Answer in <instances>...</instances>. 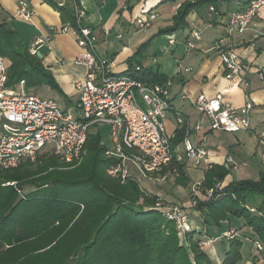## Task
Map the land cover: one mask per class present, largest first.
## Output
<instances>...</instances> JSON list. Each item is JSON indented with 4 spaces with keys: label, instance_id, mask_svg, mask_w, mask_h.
Listing matches in <instances>:
<instances>
[{
    "label": "trees",
    "instance_id": "obj_1",
    "mask_svg": "<svg viewBox=\"0 0 264 264\" xmlns=\"http://www.w3.org/2000/svg\"><path fill=\"white\" fill-rule=\"evenodd\" d=\"M218 1L186 0L172 25L159 29L141 47L185 30L194 11L211 5L216 8ZM70 2L55 7L63 25L69 23L77 29L75 8L80 7V1ZM29 49L11 23L0 21V54L8 61L7 87L15 89L22 82L27 89L47 85L68 99L43 65V58L32 55ZM128 62L129 70L130 58ZM136 78L154 84L167 80L152 68ZM182 138L183 133L178 132L174 144ZM107 148L99 130L89 134L83 162L78 166L62 162L64 169L43 168L33 176L20 173L21 178L16 173L34 164L24 162L16 169L0 172V264H213L195 239L202 234L188 231L181 237L165 210L153 209L161 197L143 189L139 182L121 184L107 174L114 163L105 155ZM43 157L37 162L60 165L57 156ZM186 166L174 160L160 175L170 173L176 186L187 188L190 178ZM229 175L231 170L225 165L209 164L201 192L206 195L213 189L214 193L208 200L198 199L196 210L203 214L206 229L220 228L230 220L237 227L251 229L250 235L226 238L229 247L222 264H239L244 241L252 244L250 239L257 238L264 244V171L258 180H233L223 185ZM26 186L35 189L25 194ZM205 235L211 237L207 232ZM59 250H63V257H52ZM72 258L77 259L75 263L69 262Z\"/></svg>",
    "mask_w": 264,
    "mask_h": 264
},
{
    "label": "built area",
    "instance_id": "obj_2",
    "mask_svg": "<svg viewBox=\"0 0 264 264\" xmlns=\"http://www.w3.org/2000/svg\"><path fill=\"white\" fill-rule=\"evenodd\" d=\"M53 1L60 6L65 2ZM208 8L211 13H215L214 6ZM263 8L264 0H250L243 11L230 18L227 37L233 38L236 33L247 31ZM34 15L29 2L22 0L14 18L33 24ZM84 16L80 3V7L76 6L77 29L67 23L58 30V33H75L81 50L76 57V64L86 70L84 78L75 84L78 94L76 116L71 115L67 108L54 99L8 88V63L0 54V172L16 169L24 162H36L43 156H57L66 164L78 166L83 162L85 145L92 129L107 125L110 128L111 146L106 149L105 155L114 162L108 167L107 174L118 179L121 184L138 182V178L142 177L157 180L154 177L156 175L164 182L168 180L170 173H160L169 168L174 160L187 166L201 167L209 154L205 143L207 132L238 133L252 129L254 103L249 98L250 71L232 44L225 46V40L220 39L214 44V49L220 52L226 78H241L248 95L246 104L235 110L223 101L220 93L213 98L205 94L197 98L181 95L183 101H191L202 118L208 120V128H205L202 119L192 123L185 113L174 107L171 78L155 84L136 78L144 70L151 68L146 65H136L133 74L116 72L115 60L101 57L97 48L98 36L91 27L83 23ZM157 17V13L149 11L135 18L134 24L144 30L151 27ZM188 29L195 41L202 39L203 32L199 27L191 25ZM51 39L36 38L30 46V53L37 55L42 47H48ZM166 39L169 46L177 44L174 35H168ZM186 47L193 50L196 44L186 41ZM255 76L264 85V67L258 68ZM170 113L175 121L173 132H169L167 128V116ZM178 132L183 133V138L175 145ZM225 166L231 172L240 168L230 157ZM201 182L194 184L191 209H196L198 199L208 200L214 193L211 189L206 195H202ZM217 187L220 188V184ZM153 209H164L166 217L175 222L181 237L188 232V207L178 203L165 204L160 198ZM241 236L242 233L236 229H231L224 235L228 240ZM250 241L256 252L264 256V244L257 238Z\"/></svg>",
    "mask_w": 264,
    "mask_h": 264
},
{
    "label": "crops",
    "instance_id": "obj_3",
    "mask_svg": "<svg viewBox=\"0 0 264 264\" xmlns=\"http://www.w3.org/2000/svg\"><path fill=\"white\" fill-rule=\"evenodd\" d=\"M20 1L22 0H0V16L2 18H0V21H7L9 23L17 21L31 25L35 29L36 34L33 36L30 46L36 38H52L48 47H42L40 50V52L43 49L46 51V54L43 53V65L52 71L67 97L72 101L77 97L78 100L75 84L84 78L86 70L83 66L76 64V57L81 50L77 44L75 33L73 31L58 33L63 23L61 15L55 6L57 4L60 6V4L51 0H26L35 13L33 24H28L14 18ZM79 1L82 4L85 15L83 23L94 30L98 36V42L108 44L110 43V37H113L115 33L118 40H124L122 28L126 30L128 24H134L135 18L149 11L157 13L158 17L155 22L159 20L155 25L152 23V26L149 28L159 30L172 25L173 17L177 13L178 8L186 0H134L133 2L131 0H108L106 2L103 0ZM249 1L219 0L215 13H211L208 7L194 11L190 15L188 28L192 25L202 30V39L200 41H195L189 35V29L186 28L173 34L177 39L175 46L168 45L166 39L168 35L163 36V41H160L163 37H159L155 38L151 43V45L153 44L152 47H154V58L158 54L161 57L152 61L157 62L158 67L155 68L152 64L146 66L151 67L153 72L172 79L171 99L174 107L185 113L192 123H196L202 119L205 128H208V120L202 118L201 113L193 106L191 101H183L181 95L187 94L191 98H197L199 95L205 94L207 97L213 98L220 93L223 96V101L235 110L242 108L248 100L246 88L241 78L239 76L232 79L226 78L220 52L214 49V44L220 39L225 40V46L232 44L250 71L251 90L249 98L253 100L254 111L252 113L253 128L249 132L256 135L258 145L255 149L247 151V156L244 159L239 157L240 160L238 161L233 158V151L230 153L231 147H227L226 151V145L219 142L221 135L225 133L207 132L205 143L209 154L202 163L204 167L202 165L198 168L192 165L186 166V172L188 169L202 171V178L199 181L204 179V174L209 164L225 165L229 157L236 163L243 162L244 166V168H239L238 171L240 172L233 180H258L260 174L264 171V85L255 76V71L258 68L264 67V8L260 10L247 31L236 33L233 38L227 37V24L230 18L233 14L243 11ZM65 3L71 4L70 0H65ZM134 26L136 25L134 24ZM127 34L130 36L128 43H126L127 41H123L121 49L114 51L112 57H110L115 60V71L118 73L127 71L129 68L128 59L135 54L133 43L136 34H133L132 30H129ZM118 36L122 38L119 39ZM186 41L195 43V49L188 50ZM145 42H141L140 45L145 44ZM105 52L107 57H109L108 46ZM162 56H165V59ZM163 64L162 69L161 66ZM167 121L168 124H171L169 132H173L175 121L172 113L168 114ZM258 125L261 126L257 129ZM228 151L229 153H227ZM249 163H253V165H249ZM204 168L205 171H203ZM230 176L226 178L223 185L227 184ZM169 181L172 180L170 179ZM174 181L172 182V188L178 187ZM167 190H170V188H167ZM188 191L187 197L185 195L182 197L172 195L171 197L178 203L189 201V205L185 206L190 209V227L188 231H196L202 234L196 235L195 239L202 244L201 247L209 255L214 264H222L224 252L229 247L228 241L223 240L224 235L230 229H238L241 233L250 235L251 229L248 227H237V223L233 220L223 222L220 228L209 227L206 229L203 214L196 209H191L190 189ZM168 197L167 195V198H163L166 203H176L169 201ZM225 227L226 230L222 233L223 235H215L213 233V231ZM206 232L211 237H207L205 235ZM224 243H226L225 246L221 245ZM241 250L243 255L239 264H264V256H260L250 242L244 241Z\"/></svg>",
    "mask_w": 264,
    "mask_h": 264
},
{
    "label": "rangeland",
    "instance_id": "obj_4",
    "mask_svg": "<svg viewBox=\"0 0 264 264\" xmlns=\"http://www.w3.org/2000/svg\"><path fill=\"white\" fill-rule=\"evenodd\" d=\"M131 1L133 2L134 0H131ZM0 18H1V16H0ZM158 22H159V20L156 22L154 21L153 24L155 25ZM11 26L19 34L20 38L24 42V45L30 47L31 40H32L33 36L36 34L35 29L33 27H31V25H27V24L20 23L17 21H13L11 23ZM129 30H132L133 34H136V38H135V41L133 43V48H134L135 54L130 57V61L132 62V69H129V70L127 69V71H125L124 74L127 75V74L133 73L136 65L152 64V66H154L155 68L158 67L157 62H152V61H154V59H157L158 57H161V56H160V54H158L157 56H155L156 58H154V55H153L154 47H152L153 44L152 45L150 44V45H147L144 47H141L142 45H140L141 42H145L147 40H150L153 37V34L157 33L158 30L156 28H153V29L146 28V29H144L145 30L144 31V30H140L137 26H134V24H128L126 30H123V28H122V32H123V35L125 37L124 40H122V41L118 40L117 36H116L117 34L115 33L113 37H110V43L104 44L103 42H98L97 48H98V51L101 53V57L102 58L112 57V54L114 51L121 49V47L123 46V43H124L123 41H127L126 43H128V41L130 40V36L127 33ZM163 40H164V37L160 41H163ZM147 42H145V43H147ZM107 46H108L109 57H107L106 52H105ZM44 50L45 49L42 50V53L46 54V51H44ZM162 58L165 59V56L164 57L162 56ZM6 62H8V61L6 60ZM163 66H164V64L161 66L162 69H163ZM49 71L52 73L51 70H49ZM15 89H17L19 91L29 92V93H35L38 96L43 97V98L54 99V100L58 101V103L62 107H64V108L67 107L68 112L71 115H73V116L77 115V112H76L77 97L75 99H73V102H70L69 98L65 99L58 92H56L55 90H53L51 87H49L47 85H42V86L36 87L34 89H27L25 85L22 86L21 84H19L15 87ZM260 126L261 125H258L257 129L260 128ZM96 127H98V128H93L91 132H96V131L100 130V133L103 137V141H104L105 145L107 147H110L111 146V139H110V128H109V126L106 125V126H96ZM170 127H171V124L167 123L168 131H170ZM252 128H253V126H252ZM251 138H253V139H251ZM219 142L226 145V151H227V147H231L230 153L233 151L232 156L234 159H236L238 161L240 160L239 157L241 159H244L247 156L246 152L251 150V149H255L256 146L258 145L256 135L249 132V131H246V132L242 131V132L231 133V134L225 133V134L221 135ZM227 153H229V151ZM43 158H48V156H44ZM36 162H33L34 164H30L29 166H23L20 169V172L16 173V174L19 177H21L20 173L23 176H27V175L33 176V175L37 174V172L40 169H43V168H49V170L64 169L63 164H62L63 161L60 162V165H49L48 162H42V161L37 162V163ZM63 163H65V162H63ZM238 164H239L240 168L241 167L244 168L243 162L242 163L238 162ZM249 165H253V163H249ZM202 166L204 167V165H202ZM203 171H205V168ZM239 172L240 171H238V170L232 171L230 178H228V180H227L228 181L227 184L230 183L231 182L230 180H233L234 177L238 176ZM201 173H202V171H199V170L188 169L187 175L190 178V183H189L187 188H185L183 186H178V187L172 188L171 187L172 182L174 181V178H172V177L168 178L167 182L161 181L160 178H157V180H155V179L151 180V179H147V178L142 177V178H138V182H139V185L143 189L147 190L151 194L156 195V196L161 197V198H165V197L167 198V195H168L169 201L176 202V200H173V198L171 196L175 195L176 197H182L185 195L187 197L189 194V191H188L189 189H190V196H191V194L194 190V184L197 183L202 178ZM135 176H138V175L135 174ZM170 179L172 181H169ZM167 188H170V190H167ZM34 189L35 188H33L32 186H26L23 189V193L27 194V193L33 191ZM161 189H162V191H160ZM172 189H174V190H172ZM176 203H178V202H176ZM178 204H180L182 206H188L189 201L184 202V203L180 202ZM187 226H188V228L190 227L189 223ZM226 227L223 229L217 230V231H213V233L215 235H223L222 233L226 230ZM223 240H226V238L223 237ZM221 245L225 246L226 243L221 244ZM200 246H202V244ZM63 254H64L63 250H59L56 254L52 255V257L57 258V259H61L63 257ZM76 260L77 259L72 258L69 260V262L75 263Z\"/></svg>",
    "mask_w": 264,
    "mask_h": 264
},
{
    "label": "water",
    "instance_id": "obj_5",
    "mask_svg": "<svg viewBox=\"0 0 264 264\" xmlns=\"http://www.w3.org/2000/svg\"><path fill=\"white\" fill-rule=\"evenodd\" d=\"M37 56H38V58H40V59H42V58H43V55H42V53H41V52H39V53L37 54Z\"/></svg>",
    "mask_w": 264,
    "mask_h": 264
}]
</instances>
